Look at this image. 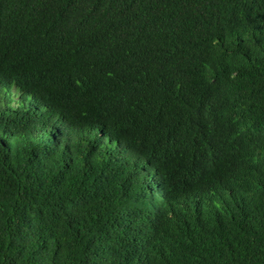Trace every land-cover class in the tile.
Wrapping results in <instances>:
<instances>
[{"label": "trees", "instance_id": "16d2710c", "mask_svg": "<svg viewBox=\"0 0 264 264\" xmlns=\"http://www.w3.org/2000/svg\"><path fill=\"white\" fill-rule=\"evenodd\" d=\"M0 264H264V0H0Z\"/></svg>", "mask_w": 264, "mask_h": 264}]
</instances>
